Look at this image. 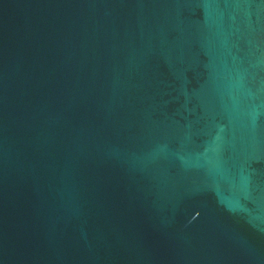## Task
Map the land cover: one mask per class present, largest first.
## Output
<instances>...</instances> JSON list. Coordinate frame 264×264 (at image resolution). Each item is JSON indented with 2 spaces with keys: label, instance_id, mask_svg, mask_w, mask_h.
<instances>
[{
  "label": "water",
  "instance_id": "1",
  "mask_svg": "<svg viewBox=\"0 0 264 264\" xmlns=\"http://www.w3.org/2000/svg\"><path fill=\"white\" fill-rule=\"evenodd\" d=\"M0 264H264V0H0Z\"/></svg>",
  "mask_w": 264,
  "mask_h": 264
}]
</instances>
